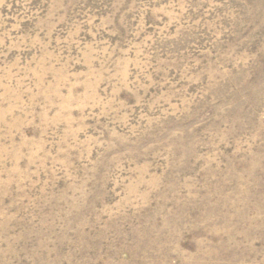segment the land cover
Segmentation results:
<instances>
[{"label": "rangeland", "instance_id": "obj_1", "mask_svg": "<svg viewBox=\"0 0 264 264\" xmlns=\"http://www.w3.org/2000/svg\"><path fill=\"white\" fill-rule=\"evenodd\" d=\"M0 264H264V0H0Z\"/></svg>", "mask_w": 264, "mask_h": 264}]
</instances>
